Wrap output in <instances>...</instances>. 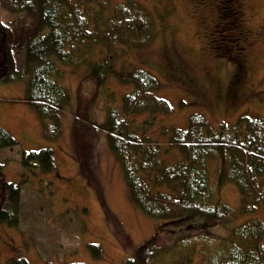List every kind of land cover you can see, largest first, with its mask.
Here are the masks:
<instances>
[{"label": "trees", "instance_id": "16d2710c", "mask_svg": "<svg viewBox=\"0 0 264 264\" xmlns=\"http://www.w3.org/2000/svg\"><path fill=\"white\" fill-rule=\"evenodd\" d=\"M240 4V0H219V8L226 13L223 17L235 31L240 27ZM155 34L149 10L130 0L123 4L110 0H0V82L28 75V100L42 122L43 138L55 141L63 131L62 115L73 99L69 89L59 83L64 71L58 62L72 66L77 58L88 61L89 71L76 90L77 110L71 124L83 173L91 187L103 189L93 161L96 143L101 135L106 136L123 169L130 199L162 221L147 242L136 245L107 207L104 193L99 194L107 220L125 244L126 264H194L199 248L207 243L208 264H264V221L260 217L264 215V118L242 114L232 129L223 126L209 131L205 115L195 113L185 129L159 123L162 134L153 139L157 116L161 119L173 113L171 103L157 95L161 81L141 67L119 72L115 65L119 52L145 47ZM96 45L103 47L102 59L95 61L89 52ZM21 55L22 73L17 65ZM111 73L131 90L122 97L120 109L111 104L105 121L96 125L90 112ZM142 114L149 116L136 123ZM161 136L166 138L164 143ZM165 143L170 150H178L174 165L164 158L161 145ZM18 145L12 133L0 128V153ZM53 153L50 148L23 153L24 181L36 169L57 173ZM4 163L0 162V223L18 227L22 184L7 182ZM231 184L241 196L238 210L221 198L222 190ZM239 216L246 218L236 223ZM222 226L230 234L221 241L203 233ZM214 243L219 246L214 248ZM11 262L28 264L24 259L18 263L16 258Z\"/></svg>", "mask_w": 264, "mask_h": 264}, {"label": "rangeland", "instance_id": "374dc122", "mask_svg": "<svg viewBox=\"0 0 264 264\" xmlns=\"http://www.w3.org/2000/svg\"><path fill=\"white\" fill-rule=\"evenodd\" d=\"M110 1L123 4L128 0ZM130 1L149 10L156 34L145 47L119 52L115 68L129 72L133 67H141L161 81L157 95L171 103L173 113L161 119L157 116L151 130L153 139L162 134L161 125L185 129L189 116L195 113L205 115L209 131L223 126L232 129L242 114L264 118V0H240L237 31L223 17L226 13L224 8H219L218 0ZM102 47L96 45L89 52L90 58L101 60ZM235 56L242 59L245 71L238 74L237 98L230 101L225 97L226 85L234 66L228 58ZM76 62L72 66L58 62L64 71L59 83L69 89L73 99L65 108L63 131L55 141L43 138L40 117L28 100V75L23 74L21 79L12 82H0V128L8 130L19 142L14 149L0 153V162H5L7 182L22 184V218L18 227L0 223V264H13L14 258L18 263L24 259L28 264H126L128 252L123 239L106 218L98 197L102 193L107 207L116 214L136 245L147 242L162 224L130 199L123 169L104 135L96 143L93 161L104 191L89 185L71 137L77 110L76 90L89 71L88 61L77 58ZM17 65L22 73L23 55L18 56ZM110 75L107 85L98 90L90 112L96 125L105 121L108 106L112 104L120 109L122 97L131 90L116 75ZM148 116L139 115L136 123L140 124ZM159 140L164 143L166 138L161 136ZM43 148L54 150L52 157L58 172L47 174L36 169L24 181L23 153ZM161 149L168 163L174 165L179 158L178 150H170L166 143ZM213 172L212 167L210 173L214 175ZM221 195L231 208L241 207V196L234 184L226 186ZM260 217L264 221V215ZM245 218L239 216L235 222L241 223ZM203 233L218 242L228 238L230 231L222 226ZM208 246L207 243L199 248L194 264H208ZM215 246L219 244L214 243Z\"/></svg>", "mask_w": 264, "mask_h": 264}, {"label": "flooded vegetation", "instance_id": "af4514ba", "mask_svg": "<svg viewBox=\"0 0 264 264\" xmlns=\"http://www.w3.org/2000/svg\"><path fill=\"white\" fill-rule=\"evenodd\" d=\"M218 2H219V0H218ZM217 27H218V25H216L214 27V31L217 30ZM228 59H229L228 60L229 63L234 66V69L229 75L230 78H229L227 85H226L228 88H227V94L225 97L229 98L230 101H233L237 98L236 95H237V91H238V87H239L238 85H239V80H240V78H238V74H240V72H241V75L244 74L245 69H244V65H242V61H241L242 59L239 60V58H237L236 56L233 58H228ZM219 98H221V96H219ZM221 99H223V98H221ZM224 103H226L225 100H224Z\"/></svg>", "mask_w": 264, "mask_h": 264}, {"label": "crops", "instance_id": "0c3cea01", "mask_svg": "<svg viewBox=\"0 0 264 264\" xmlns=\"http://www.w3.org/2000/svg\"><path fill=\"white\" fill-rule=\"evenodd\" d=\"M40 122H41V121H40ZM40 127L42 128V133H43L44 128H43V126H42V122L40 123ZM42 141H43V143H45L44 140H42Z\"/></svg>", "mask_w": 264, "mask_h": 264}]
</instances>
